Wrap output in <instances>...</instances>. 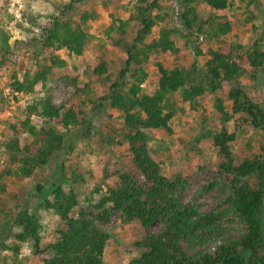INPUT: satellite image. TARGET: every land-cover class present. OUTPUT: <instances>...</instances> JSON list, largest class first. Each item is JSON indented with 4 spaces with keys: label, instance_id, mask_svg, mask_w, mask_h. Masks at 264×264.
<instances>
[{
    "label": "trees",
    "instance_id": "trees-1",
    "mask_svg": "<svg viewBox=\"0 0 264 264\" xmlns=\"http://www.w3.org/2000/svg\"><path fill=\"white\" fill-rule=\"evenodd\" d=\"M94 1H60L56 12L36 26L41 31L40 37L27 44L35 56L46 55L47 63L32 75L26 73L22 80L15 73L11 76L9 86L13 91L43 92L44 96L26 107L21 121L7 125L0 140V150L7 156L0 170V213L8 223L7 235L11 234L14 241L7 245L0 240V248L17 259L22 245L32 242L38 253L41 230L38 212H48L60 225L54 242L48 245L51 257L43 260V264H103L109 239L104 227L116 215L121 226L138 223L145 231L143 238L133 244L140 254L129 264H264V145L239 159L232 150L236 130L248 127L264 132V92L249 95L238 85L247 69L264 77V30L257 32L252 26L257 33L250 43L227 42L223 38L232 30L230 22H221L218 15L202 18L195 6L201 3L214 12L242 9L235 5V0H179V25L174 24L175 27L172 14L158 0H136L128 9L113 0ZM253 3L254 0H248L246 6ZM79 6L83 8L80 10ZM98 7L111 19L107 33L114 32V47L126 56L115 77L110 75L104 60L91 73L105 91L99 100L118 111L122 120V127L118 131L112 129L107 142L126 146L139 178L127 171L119 172L116 187L94 186L81 202L79 189L85 180L73 174L65 189L62 184L66 180L59 175L47 188L35 185L37 206L33 212L26 207L20 211L19 204L29 193L21 189L11 191L10 181L22 183L34 179L64 149L72 129L86 123L83 104L73 103L69 107L52 104L47 84L53 69L65 67V60L57 51L82 56L91 39L86 27L98 19ZM119 9L126 11V20L119 18ZM239 20L252 23L255 16L242 12ZM159 23L163 25L158 26ZM16 27L26 33L30 31L20 24ZM133 27L135 32L128 36ZM154 27L157 36L151 38ZM176 27L179 32L183 30L185 46L189 48L201 37L216 43V48L206 51L195 47V56L206 57L202 69L194 63L187 67L163 63V56L177 59L180 55L172 39L178 32ZM10 48L8 37L1 34L0 68L12 65L6 57ZM151 62L157 82L149 93L143 84L148 80L147 66ZM225 82L235 84L226 95L229 108L217 98L214 109L223 123L234 120L235 131L229 132L222 125L219 130H205L201 134L216 151V178L202 184L195 195L219 194L215 208L204 212L201 204L182 202L188 181L180 173L171 178L163 174L161 164L149 152L147 132L171 134L170 123L177 112L184 113L186 106L192 111L204 110V97L217 93ZM70 83L75 85L76 80ZM78 93L86 95L88 85L77 88L75 95ZM32 116L39 119L38 126L32 124ZM205 118L202 117V124ZM21 135H28L29 139L21 141ZM6 196L15 201V206L5 204ZM155 223L160 228L152 233L149 229ZM224 223L235 224L238 235H233Z\"/></svg>",
    "mask_w": 264,
    "mask_h": 264
},
{
    "label": "rangeland",
    "instance_id": "rangeland-1",
    "mask_svg": "<svg viewBox=\"0 0 264 264\" xmlns=\"http://www.w3.org/2000/svg\"><path fill=\"white\" fill-rule=\"evenodd\" d=\"M62 0H2L0 2V38L1 34L8 37L11 46L7 59L12 62L10 67L0 68V140L6 132L7 125L23 119L26 107L33 104L36 100L44 96V93L24 94L15 92L9 86L11 76L15 73L19 80H22L26 73L32 75L37 69L47 63L46 55L35 56L33 48L28 44L32 38H39L41 31L36 26L43 24L49 15L56 12L55 8ZM136 0H113L114 4H123L128 9ZM159 3L172 14L174 24L179 25V0H158ZM98 2L97 0L93 3ZM248 0L239 2L235 0V5L241 7L240 10H229L225 12H214L204 4L197 3V13L202 18L218 15L221 22H230L231 32L223 39L227 42L239 41L241 44L250 43L254 39V34L264 30V0H254L249 7L246 6ZM238 4V5H237ZM83 6H79L81 10ZM242 12H251L255 16L252 23H244L239 20ZM98 19L90 21L86 27L91 39L86 45L81 57L69 56L65 50L56 52L63 60L65 67L53 69L51 79L47 84L50 101L56 106L69 107L71 104H78L85 110L86 123L83 126L72 129L71 135L67 137L64 149L51 161V163L39 170L33 179H26L22 183H12L9 187L12 190L21 189L28 192L26 200L19 204V210L27 208L28 212H33L37 206V196L34 187L41 184L48 187L50 182H54L57 176H62L66 182L62 184L68 189V181L73 174L80 175L85 183L79 189V199L82 202L84 196L91 191L94 186L116 187L117 174L127 171L139 178L138 171L135 169L132 158L126 146L123 144H109L107 142L112 129L118 131L122 127L120 113L110 109L104 101L99 100L104 96V89L92 77V69L104 60L109 65V72L115 77L118 70L123 66L126 56L114 47L112 40L114 32L107 33L111 25V19L100 8H97ZM121 20H126L128 15L123 9L117 11ZM29 19L35 20L30 22ZM30 30L29 32L20 31L17 25ZM159 23L158 26H162ZM252 26L257 28L254 32ZM175 27V26H174ZM179 27V26H178ZM177 28V27H176ZM133 27L128 33H134ZM175 34L172 39L176 47L180 50V55L175 59L172 55L163 56V63L169 67H187L196 64L202 69L206 60L205 56H195V47L202 51L208 48H216L214 41H206L202 37L195 40L190 46H185L183 30ZM157 36V27L153 28L151 38ZM241 38V39H238ZM149 73L148 80L143 84L146 92H152L157 82L156 69L152 62L147 66ZM75 79L76 84L72 85L71 80ZM88 85V93L77 94V88L83 89ZM238 85L249 95L256 92H264V77L251 69L238 80ZM235 86L234 83L225 82L222 88L213 95H207L202 100L204 110L192 111L186 106L184 113L177 112L170 123L171 134L165 131H149L148 149L151 156L161 164L163 174L171 178L180 173L188 181L187 189L183 194L182 202H192L201 204V210L208 212L215 208L216 192L195 195V192L202 184L216 178L214 171L216 163V151L208 139L201 138L205 130H219L222 125L229 132L235 131L234 120L227 123L221 121L219 113L214 109V102L217 98L223 100L227 110L229 102L226 99L228 91ZM206 117L202 124V117ZM32 124L39 125V119L31 117ZM235 141L232 143L233 155L236 159L256 152L260 145H264V132L252 128L243 127L235 131ZM21 141L29 139L28 135H21ZM7 156L0 150V170L6 164ZM15 201L8 196L5 197V204L8 207L15 206ZM39 224V244L36 249L32 242L22 245L17 259L11 253L0 248V264H43V260L51 257L48 245L54 242L56 230L60 223L58 219L48 212H38ZM8 223L3 220L0 213V240L7 245L14 244L11 234L7 235ZM233 235H238V227L235 224L224 223ZM160 228L159 223H155L149 229L156 233ZM17 229H13L16 232ZM109 239L105 245L103 254V264H129V261L138 256L133 244L141 240L145 231L138 223L121 226L113 215L109 225L104 227Z\"/></svg>",
    "mask_w": 264,
    "mask_h": 264
},
{
    "label": "clouds",
    "instance_id": "clouds-1",
    "mask_svg": "<svg viewBox=\"0 0 264 264\" xmlns=\"http://www.w3.org/2000/svg\"><path fill=\"white\" fill-rule=\"evenodd\" d=\"M0 2H2V0H0ZM19 2V0H14V3H18Z\"/></svg>",
    "mask_w": 264,
    "mask_h": 264
}]
</instances>
